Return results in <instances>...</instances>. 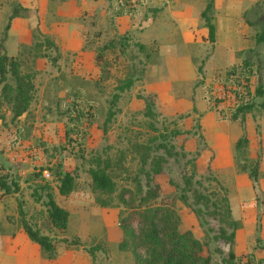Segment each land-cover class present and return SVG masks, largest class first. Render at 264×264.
<instances>
[{"label":"rangeland","instance_id":"374dc122","mask_svg":"<svg viewBox=\"0 0 264 264\" xmlns=\"http://www.w3.org/2000/svg\"><path fill=\"white\" fill-rule=\"evenodd\" d=\"M235 2L213 0L215 38L209 42L199 15L205 0H142L130 10L124 0H0V41L32 84L28 103L16 116L0 93V173L7 171L19 184L16 192L0 190V264H33L37 255L52 264L21 229L18 202L27 222L53 239V259L67 262L76 254L91 264H133L129 247L117 245L118 217L134 202L132 191L151 182L159 186L154 201L172 203L179 227L201 242V254L220 261L232 250L234 239L228 244L227 236H213L232 229L221 200L208 203L206 222H198L178 194L184 178L190 179L187 201L192 189L210 201L225 194L235 233L242 226L241 207L234 205V214L230 210L241 187L236 180L251 182L257 204L264 192V42H254V33L264 28V0ZM235 5L243 13L236 16L231 47L226 45L231 15L225 9ZM12 9L17 15L10 16ZM182 17L195 21L186 36L177 24ZM231 65L248 68L247 89L237 98L232 89L240 91L239 85L225 78ZM128 77L130 86L118 91L116 85ZM6 81L13 84L9 71ZM258 85L261 94L255 92ZM114 92L118 96L111 103ZM147 96L153 100L151 115L145 112ZM241 99L253 106L233 119ZM241 132L247 142L235 149ZM255 160L252 179L247 172ZM56 161L73 174L67 194L57 192L51 174ZM91 167L110 174L112 192L91 188ZM43 182L67 211L63 229L49 223L44 196L34 200L30 193ZM95 196L107 202L100 205ZM258 219L260 226L263 218ZM63 237L79 243H65ZM255 238L254 247H264ZM243 240L236 247L239 258L263 264Z\"/></svg>","mask_w":264,"mask_h":264},{"label":"trees","instance_id":"16d2710c","mask_svg":"<svg viewBox=\"0 0 264 264\" xmlns=\"http://www.w3.org/2000/svg\"><path fill=\"white\" fill-rule=\"evenodd\" d=\"M124 1L126 2L127 10H130L133 5L140 3L142 0ZM212 6L213 0H205L204 6L199 12L200 17L203 20V25L206 28L205 37L209 42H213L215 37V25L212 21L211 14ZM15 15H17V13L15 9H12L10 16ZM4 26L7 27L8 23ZM254 42H264V28H261L254 33ZM104 47H106V44H103L99 49L101 50ZM242 63L247 65L248 61L244 60ZM233 68L234 67L231 65L225 69V78H228L232 80L233 83L239 85L240 91H236L234 88L232 89L234 92L232 95L233 98H237L241 96V93H245V89H247V74L244 73V70H248V68L247 66L246 68L238 67L234 70ZM7 71H9L13 77V84L6 81ZM131 82V78H125L116 85V89L121 91L128 88ZM31 87L32 84L29 75L19 72L17 59L12 55L6 54L3 44L0 41V93L1 98L10 104L12 115L16 116L25 109L28 103ZM255 92L261 94L262 91L259 85L256 86ZM117 96V92L112 93L110 102L114 103ZM245 100L246 99H241L237 101L239 103L236 105L235 111L231 113L233 119L237 117L238 112L248 110L253 106L252 101L245 102ZM144 104L145 112L148 115H151L154 112L152 98L149 96L144 97ZM108 113L110 115L111 111ZM246 142L247 137L241 132L234 142V148H242ZM241 166L243 168L245 167L244 164H241ZM41 169L42 168L39 167L34 174L39 175ZM159 170V165L155 162L152 171L157 172ZM256 170L257 160L253 162L251 168L247 172L248 177L253 179L256 175ZM88 171L91 178V188L94 191L110 193L114 190V182L111 179L110 174L107 173L104 168L91 167ZM51 172L55 179H57V192L59 194H67L74 185L73 174L69 171L63 170L59 161H56L54 165L51 166ZM189 182L190 179H183V185L178 194L179 198L188 203L190 210L193 212L198 222H206L203 218V213L209 212L208 203L216 205V202L221 200L224 206V216H226L224 220L232 226V229L227 235L219 232L217 235L213 234V236L224 238L227 236L226 241L228 244H231L234 234L233 229L237 226H235L237 222L232 218L230 219L226 195L221 194L216 200L210 201L208 194L192 189L190 194L191 199L190 201H187L188 195L186 192L187 190H190ZM50 188L51 187L47 182L37 183L32 187L30 193L34 200H40V198L44 196L42 203L45 206L49 223L57 229H63L67 222V211L55 202ZM18 189V182L10 178L7 171L0 173V190H2V192L11 193L18 191ZM158 193L159 186L154 182H151L143 191L140 187H137L136 190L132 191V196H130L133 198L134 202L127 205L128 209H126L124 213H120L118 217V224L122 231V237L117 245L119 248L129 247L133 255V264H235L237 258L239 259V264L250 262V258H239V255L235 254L231 249L227 251L226 256L221 258L220 261L212 260L209 254H201V242L189 229H181L179 227V217L172 203L154 201ZM255 198L257 200L258 196L255 195ZM95 200L100 205H104L107 202L104 198L98 196H95ZM17 205L19 223L25 235L29 240L35 242L48 257L53 258L55 248L51 236L40 232L38 228L27 222L24 217L21 203L18 202ZM61 240L65 243H79L78 239L70 241L63 237ZM255 240L256 242L259 241L257 237ZM87 250L89 251L90 247ZM262 262L264 264V257Z\"/></svg>","mask_w":264,"mask_h":264},{"label":"crops","instance_id":"0c3cea01","mask_svg":"<svg viewBox=\"0 0 264 264\" xmlns=\"http://www.w3.org/2000/svg\"><path fill=\"white\" fill-rule=\"evenodd\" d=\"M234 1H236L235 3H237V1L240 3L242 0H234ZM225 10H226V13L231 15L229 18L230 31L227 34V36L229 35L230 38H229L228 43H226V45L232 47L234 44L233 32H234L235 26L238 24L236 22L237 21L236 16H237L238 12L241 11L240 15H242L243 12L236 5L234 7L226 8ZM178 19H179L178 23H177L178 27L181 30L183 36H184V34L186 36V33H188V30L190 28L189 27L190 24H195V21L190 23V21H188L185 17L178 18ZM236 185L241 186V187L238 189L239 193H236L235 198L233 199V202H231L232 200H231V198H229V200H231L230 201L231 202L230 203V210H231L232 214H234L233 206L236 205V206L241 207L240 216L242 217V226L240 227V229L238 231H236L234 233V238H233L234 244L232 247V251L235 254H239L240 252H242L241 249H239V248L236 249V247H237V244L240 243V238L244 237L245 240H243V242H244L243 247L246 244L248 250H250V249L253 250L254 256L264 257V247H254V246H256L255 241H254L255 237H258V238H260L261 241H264V236L261 235V231L264 230V210H263V208H264V192L261 193V195H260V200H261L260 204H257L256 199H255V190L252 187L250 181H245L242 179L236 180ZM240 189H241V191H240ZM261 204L263 205V207H261ZM260 215H261V218H263V220H262V224L259 226V219L258 218ZM255 233H257V235H255ZM248 237H250L251 239L248 240ZM77 256L78 257H76V254H74L71 259H67V262H63V259L61 261H58L57 257H55L54 259L52 258L51 261H52V264H91L90 261H88V259L86 257H83V256L81 257V255H77ZM33 264H43L38 255L36 256Z\"/></svg>","mask_w":264,"mask_h":264},{"label":"built area","instance_id":"2783aa9c","mask_svg":"<svg viewBox=\"0 0 264 264\" xmlns=\"http://www.w3.org/2000/svg\"><path fill=\"white\" fill-rule=\"evenodd\" d=\"M223 95V94H222ZM233 95V94H232ZM246 264H251L250 262L246 263Z\"/></svg>","mask_w":264,"mask_h":264}]
</instances>
